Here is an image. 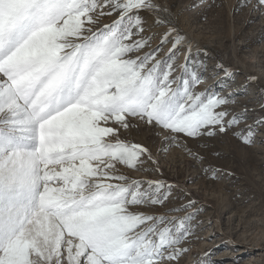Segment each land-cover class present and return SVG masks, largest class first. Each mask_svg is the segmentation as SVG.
Listing matches in <instances>:
<instances>
[{
  "label": "snow or ice",
  "instance_id": "1",
  "mask_svg": "<svg viewBox=\"0 0 264 264\" xmlns=\"http://www.w3.org/2000/svg\"><path fill=\"white\" fill-rule=\"evenodd\" d=\"M154 7L150 0H0V264H159L186 251L177 246L190 215L161 228L164 217L129 211L161 198L140 191V182H106L125 179L106 171L114 162L135 167L147 151L107 142L118 132L110 121L128 128L134 117L189 137L225 130L226 112L216 109L227 100L195 92L201 77L187 63L172 76L182 36L164 60L158 48L134 55L148 43L134 39L144 30L139 11ZM116 11L118 19L93 31Z\"/></svg>",
  "mask_w": 264,
  "mask_h": 264
},
{
  "label": "rangeland",
  "instance_id": "2",
  "mask_svg": "<svg viewBox=\"0 0 264 264\" xmlns=\"http://www.w3.org/2000/svg\"><path fill=\"white\" fill-rule=\"evenodd\" d=\"M150 2L155 7L139 11L144 30L134 37L148 43L134 55L158 48L156 59L164 60L173 38L182 36L172 76H181L187 63L201 77L195 92L207 90L227 100L216 109L226 112L225 130L211 126L213 135L189 137L134 117H127L128 128L110 121L106 126L118 132L106 137L107 142L118 138L147 151L135 167L114 162L106 171L125 179L106 182H140V191L161 198L162 203L129 206L133 213L164 217L161 228L172 227L168 221L192 217L185 221L188 235L177 246L186 251L159 264H264V4L258 0ZM118 18L119 11L101 16L93 31ZM169 29L175 31L161 45ZM149 182L163 186L157 191ZM170 251L165 250L164 256Z\"/></svg>",
  "mask_w": 264,
  "mask_h": 264
},
{
  "label": "bare ground",
  "instance_id": "3",
  "mask_svg": "<svg viewBox=\"0 0 264 264\" xmlns=\"http://www.w3.org/2000/svg\"><path fill=\"white\" fill-rule=\"evenodd\" d=\"M249 250L244 251L243 253H247Z\"/></svg>",
  "mask_w": 264,
  "mask_h": 264
}]
</instances>
